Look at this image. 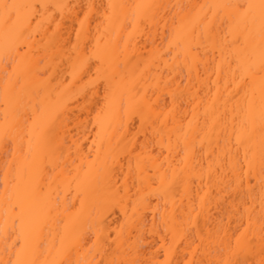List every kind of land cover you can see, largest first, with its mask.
<instances>
[{
	"label": "bare ground",
	"instance_id": "bare-ground-1",
	"mask_svg": "<svg viewBox=\"0 0 264 264\" xmlns=\"http://www.w3.org/2000/svg\"><path fill=\"white\" fill-rule=\"evenodd\" d=\"M19 2L37 7L19 39L0 32V130L17 125L0 136V264H207L249 216L239 259L258 262V112L237 144L258 25L246 41L209 7L258 0ZM18 166L36 186L23 223L4 194Z\"/></svg>",
	"mask_w": 264,
	"mask_h": 264
},
{
	"label": "snow or ice",
	"instance_id": "snow-or-ice-1",
	"mask_svg": "<svg viewBox=\"0 0 264 264\" xmlns=\"http://www.w3.org/2000/svg\"><path fill=\"white\" fill-rule=\"evenodd\" d=\"M36 5L31 3L19 2V0H0V32H3L7 41L12 42L19 39L26 31V24L30 25L31 17L35 14ZM40 7H46L41 5ZM109 7H113L109 5ZM126 7V6H121ZM136 9H141L150 6L135 5ZM203 7V6H202ZM217 10L230 9L231 13L228 19L233 22H242L244 24L245 40L247 41L252 34V30L258 25L259 45H258V59H255L257 52L255 48L250 51L246 50L244 56L241 58L244 70L249 74V79L255 82L259 78L260 85V102L258 109L253 102H249L248 109L245 113V118L242 121L241 133L237 135V144H240L245 134L247 139L251 140L252 133L256 131L255 122L259 119V136H260V172H261V195H260V215L257 219L259 225V239H260V255L261 259L254 264H264V0H258V3L248 2L245 4H220L209 6ZM17 50L18 49H13ZM17 131L16 123L6 125L0 130V136L5 139H12ZM31 145V140L29 141ZM251 166V165H250ZM12 191L9 192L7 175L4 188V194L10 202V208L16 213V217L23 219L26 214L27 206L33 201L36 193V186L28 182L27 171L22 166L15 169L12 178ZM14 199V202H13ZM18 210V211H17ZM243 227V225H241ZM252 226V217L249 216V226L245 227L244 232L232 238L227 237L225 233L224 238H220V243L224 245L226 256L220 260H210L207 264H247V261L239 259L241 253L252 254L254 252L253 240L247 235ZM4 231H7L5 225ZM219 237V232H217ZM211 240V233L209 234ZM21 252L25 251V245H20ZM15 264H41L36 258L18 259ZM47 264V262H44ZM66 264V262H61ZM110 264H117L116 261ZM122 264V262H121ZM136 264V262H133ZM166 264V262H165ZM203 264V262H201Z\"/></svg>",
	"mask_w": 264,
	"mask_h": 264
}]
</instances>
